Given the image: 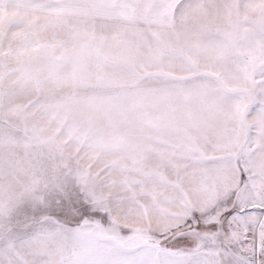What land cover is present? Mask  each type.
<instances>
[{"label":"snow or ice","instance_id":"1","mask_svg":"<svg viewBox=\"0 0 264 264\" xmlns=\"http://www.w3.org/2000/svg\"><path fill=\"white\" fill-rule=\"evenodd\" d=\"M29 6L166 19L149 0ZM108 64L100 45L89 80L74 61L71 95L38 86L24 105L39 118L2 168L30 179L0 199V264H264V35L223 70L157 49L121 84ZM17 195L30 199L13 217Z\"/></svg>","mask_w":264,"mask_h":264},{"label":"rangeland","instance_id":"2","mask_svg":"<svg viewBox=\"0 0 264 264\" xmlns=\"http://www.w3.org/2000/svg\"><path fill=\"white\" fill-rule=\"evenodd\" d=\"M32 2L0 0V199L18 193L30 179L21 169L6 174L2 168L6 148L23 154L15 128L39 118L24 105L38 86L50 97L71 95L77 58L83 66L77 79L87 81L95 73V50L103 45L109 69L124 84L129 77L121 69L157 49L173 59L193 58L223 70L235 49L264 35V0H149L166 5L161 10L164 22L150 19L144 9L126 14L67 8L43 12L30 7ZM73 111L88 119L97 109L81 103ZM29 199L17 195L9 215L14 217Z\"/></svg>","mask_w":264,"mask_h":264}]
</instances>
